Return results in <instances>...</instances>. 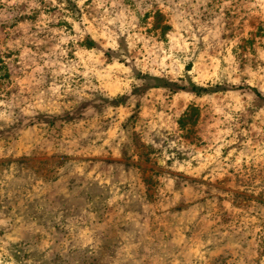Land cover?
<instances>
[{"label": "rangeland", "instance_id": "374dc122", "mask_svg": "<svg viewBox=\"0 0 264 264\" xmlns=\"http://www.w3.org/2000/svg\"><path fill=\"white\" fill-rule=\"evenodd\" d=\"M0 264H264V0H0Z\"/></svg>", "mask_w": 264, "mask_h": 264}]
</instances>
